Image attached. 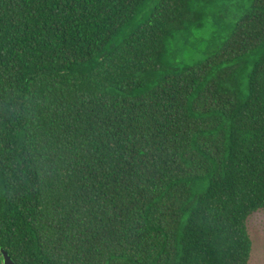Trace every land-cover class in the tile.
I'll use <instances>...</instances> for the list:
<instances>
[{"label": "trees", "instance_id": "1", "mask_svg": "<svg viewBox=\"0 0 264 264\" xmlns=\"http://www.w3.org/2000/svg\"><path fill=\"white\" fill-rule=\"evenodd\" d=\"M260 210L264 0H0V264H248Z\"/></svg>", "mask_w": 264, "mask_h": 264}, {"label": "rangeland", "instance_id": "2", "mask_svg": "<svg viewBox=\"0 0 264 264\" xmlns=\"http://www.w3.org/2000/svg\"><path fill=\"white\" fill-rule=\"evenodd\" d=\"M236 17L240 15V10L235 6L232 8ZM233 20L227 18L222 21L221 27L209 28L196 32L194 40L186 42L181 47L175 46L177 53H171L174 64L192 63L207 55L209 45L219 41L220 29L228 26ZM176 55V57H175ZM247 229L252 241V252L248 264H264V211L260 210L250 216L247 222Z\"/></svg>", "mask_w": 264, "mask_h": 264}, {"label": "water", "instance_id": "3", "mask_svg": "<svg viewBox=\"0 0 264 264\" xmlns=\"http://www.w3.org/2000/svg\"><path fill=\"white\" fill-rule=\"evenodd\" d=\"M3 256V264H16L6 251L1 250Z\"/></svg>", "mask_w": 264, "mask_h": 264}]
</instances>
